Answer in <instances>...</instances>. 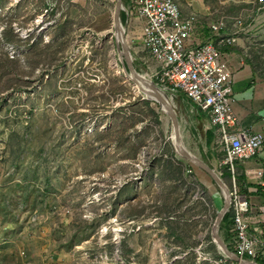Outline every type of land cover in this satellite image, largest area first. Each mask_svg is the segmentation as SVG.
Masks as SVG:
<instances>
[{
    "label": "rangeland",
    "instance_id": "obj_1",
    "mask_svg": "<svg viewBox=\"0 0 264 264\" xmlns=\"http://www.w3.org/2000/svg\"><path fill=\"white\" fill-rule=\"evenodd\" d=\"M175 1L239 32L264 101V0ZM116 4L0 0V264H229L213 238L225 192L177 152L168 113L125 72ZM122 24L136 71L173 103L183 147L261 210L247 161L235 182L209 117L158 84L136 13Z\"/></svg>",
    "mask_w": 264,
    "mask_h": 264
},
{
    "label": "built area",
    "instance_id": "obj_2",
    "mask_svg": "<svg viewBox=\"0 0 264 264\" xmlns=\"http://www.w3.org/2000/svg\"><path fill=\"white\" fill-rule=\"evenodd\" d=\"M124 11L136 13L143 23L145 51L156 62L154 72L164 91L183 92L193 104L207 114L217 128L226 154V164L236 182V162L253 160L264 152V133L239 128L234 110V76L223 61L221 50L237 44L239 32L221 35L226 24L210 23L218 35L216 43L190 46L201 24L197 14H184L175 0H129ZM263 179L264 171H257ZM234 253L242 260L253 261L264 254V221H253L254 208L238 191L231 193ZM264 218V206L262 208ZM254 225L253 229L251 226ZM255 232L256 235L251 232ZM229 264H240L227 258Z\"/></svg>",
    "mask_w": 264,
    "mask_h": 264
},
{
    "label": "crops",
    "instance_id": "obj_3",
    "mask_svg": "<svg viewBox=\"0 0 264 264\" xmlns=\"http://www.w3.org/2000/svg\"><path fill=\"white\" fill-rule=\"evenodd\" d=\"M206 25L203 21H201V24L199 25L190 43V46L191 45L195 46L207 42H212V43L217 42L218 35L210 31L209 29L210 23ZM204 30L206 31L203 32ZM221 33H222L221 35H229L227 29L222 30ZM242 47L243 46L240 40H238L236 45L229 48H223L221 50L222 59L228 64L234 76L233 90H234V102L236 103L234 110L239 119V128L245 131L261 132L262 130H264V101L261 100L262 98L260 97V90L258 89L259 85L257 84L254 85L255 66L250 60L246 58L245 55H243L240 52V49ZM176 97L177 98L181 97V95H176ZM183 97L193 105L192 108H196L198 111H200L185 94ZM203 114L205 116H208L205 113ZM217 132L218 130L216 128L215 133ZM255 160L264 161V154L259 155L258 157H256ZM251 165H252L251 162L248 161L245 162V167H246L244 170L245 175L248 178L259 179L257 178L256 174L257 171L258 172L260 170L264 171L263 167L254 169L251 168ZM257 183H259L261 186L264 187L263 179H259ZM249 189L250 191L254 190V193L257 192V189L255 187L253 188L250 187ZM251 205L254 208L253 221L263 222L264 218L262 217L261 214L262 209L259 210L258 208L259 206L257 204L251 203Z\"/></svg>",
    "mask_w": 264,
    "mask_h": 264
},
{
    "label": "water",
    "instance_id": "obj_4",
    "mask_svg": "<svg viewBox=\"0 0 264 264\" xmlns=\"http://www.w3.org/2000/svg\"><path fill=\"white\" fill-rule=\"evenodd\" d=\"M123 10H124L123 0H117L115 14H114L115 37H116L118 49H119V52H120V56H121L122 59H125V61H126L125 72L128 74L129 78L135 84V86L137 87L138 91L141 94L146 95L147 99H149V100L153 99V100L157 101L162 106L163 111H165L163 106L165 104H167V112L166 113H168V115L171 118L172 123H173L174 132H175L174 139H175V142H176V150H177V152L183 158H185L186 160L194 163L199 168H201L205 172H207L213 178V180L225 192L226 202H225V205H224L223 209L221 210V212L218 215V218L216 220L215 227H214V232H213L214 242L217 244L219 250L228 259H230V260H232L234 262H237V263H240V264H259L257 262L242 260L241 258H239L236 255V253H234L233 251H231L228 248L227 244L225 243V241L221 237V235H220L221 224L223 222L224 217L226 216V214L230 210L231 193H230L229 189L227 188V186L223 183V181L219 177V175L215 172V170H213L211 167H209L207 164H205L204 162H202L198 158H196L193 155H191L183 147L182 141H181V127H180V122H179V118H178L177 112L175 111L173 106H171L169 104V102L166 99L164 101H162L158 95H156L153 92H151V90H149V88L147 86V79L144 76L140 75L136 71V69H135V67L133 65V58H132V55H131L130 47H129V44H128V41H127V38H126V35H125V28L123 27L122 20H121V12ZM153 85L155 86V84H153Z\"/></svg>",
    "mask_w": 264,
    "mask_h": 264
},
{
    "label": "trees",
    "instance_id": "obj_5",
    "mask_svg": "<svg viewBox=\"0 0 264 264\" xmlns=\"http://www.w3.org/2000/svg\"><path fill=\"white\" fill-rule=\"evenodd\" d=\"M123 1H124V4L126 5L129 0H123ZM121 18L123 21H124V19H127V14L125 12L124 13L122 12ZM214 139H215V136H214L213 132H207L208 145H211L214 142ZM227 171L231 174L229 167H227ZM244 179H245V175H241L239 178V182L242 184V181ZM251 187H255L257 189V192H256L257 194H264V187L261 186L259 183L254 184ZM231 224H232V213L228 212L226 214V216L224 217L223 222L221 224V229L225 232V234L228 236V238L231 235V232H230L231 230L229 228ZM231 241H232V239L230 241H228L227 238L225 239V243L227 244L228 248L234 252V248L231 244ZM256 262L259 264H264V260H261V259L256 260Z\"/></svg>",
    "mask_w": 264,
    "mask_h": 264
},
{
    "label": "bare ground",
    "instance_id": "obj_6",
    "mask_svg": "<svg viewBox=\"0 0 264 264\" xmlns=\"http://www.w3.org/2000/svg\"><path fill=\"white\" fill-rule=\"evenodd\" d=\"M147 86H148L149 90H151V92H153L154 94L158 95L162 101H164L166 99L169 102V104L172 106L173 103L171 104V102L167 98L166 94L163 93L162 90H159L158 88H155L153 86V84L150 81H148V80H147ZM153 101H155V100H153ZM163 107L165 109L164 112H167V104H165ZM174 142H175V139H174ZM175 144H176V142H175Z\"/></svg>",
    "mask_w": 264,
    "mask_h": 264
}]
</instances>
